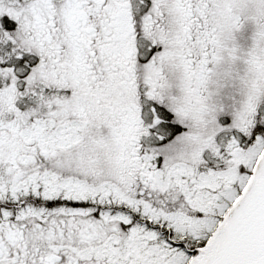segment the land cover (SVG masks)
I'll list each match as a JSON object with an SVG mask.
<instances>
[{
	"label": "snow or ice",
	"instance_id": "1",
	"mask_svg": "<svg viewBox=\"0 0 264 264\" xmlns=\"http://www.w3.org/2000/svg\"><path fill=\"white\" fill-rule=\"evenodd\" d=\"M0 264H264V0H0Z\"/></svg>",
	"mask_w": 264,
	"mask_h": 264
}]
</instances>
